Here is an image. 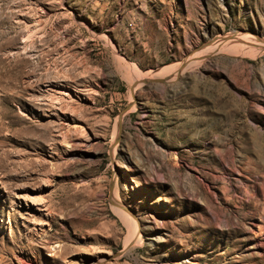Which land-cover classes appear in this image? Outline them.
I'll return each instance as SVG.
<instances>
[{
  "label": "rangeland",
  "instance_id": "374dc122",
  "mask_svg": "<svg viewBox=\"0 0 264 264\" xmlns=\"http://www.w3.org/2000/svg\"><path fill=\"white\" fill-rule=\"evenodd\" d=\"M234 32L264 0H0V264H264V52L213 53Z\"/></svg>",
  "mask_w": 264,
  "mask_h": 264
},
{
  "label": "bare ground",
  "instance_id": "6f19581e",
  "mask_svg": "<svg viewBox=\"0 0 264 264\" xmlns=\"http://www.w3.org/2000/svg\"><path fill=\"white\" fill-rule=\"evenodd\" d=\"M213 45H214L213 53H216V52H220V53L227 52L230 49H238L242 53L244 51L248 52V50L253 49L254 47H257V48H259L260 51L264 52V39H256V38H254L252 36V34L247 33V32L246 33H244V32L243 33L242 32H234V33H231V34L223 35L218 40H216ZM207 51H208V48H207ZM253 54H255V52H253ZM204 55H205V53L202 54L201 58L204 57ZM190 59L191 60H196L193 57H190ZM197 62H195V61L193 62L192 61V62L184 63V61H182L180 63H184V64H181V65L182 66L184 65L183 68H187V67H190L193 64H196ZM163 68H165V67H163ZM172 68H173L172 70H174L175 67H172ZM180 68L179 69L178 68L175 69L174 72L178 73L180 71ZM170 70L168 68L164 69V70L161 69V71H158L157 73L155 72L153 74L154 76L153 75H149V74L148 75H143L142 74L141 76H143L142 78H145V77L146 78L147 77H149V78H162V79H166L167 80V78H165V77L171 78L174 75V74L173 75L171 74L172 70L171 71ZM138 80H143V79H138ZM138 83L139 82L137 81V83H135V86H138ZM133 90H134V87L131 90L132 93H133ZM114 201L117 204V207L119 208V210L121 212V216L124 218L125 222L128 223V225H129L130 235H129V237L126 240V245L125 246L126 247L127 246H129V247L134 246L135 243L138 241V239L141 237V234L139 232L140 224H139V222L136 219H134L132 217V215L129 213V211H127L126 209H124V208H122L120 206V204H119L120 202L117 199H115Z\"/></svg>",
  "mask_w": 264,
  "mask_h": 264
},
{
  "label": "water",
  "instance_id": "95a60500",
  "mask_svg": "<svg viewBox=\"0 0 264 264\" xmlns=\"http://www.w3.org/2000/svg\"><path fill=\"white\" fill-rule=\"evenodd\" d=\"M142 82L143 83H165L166 81H165V79H162V78H149V79L145 78V79L142 80ZM128 106L129 105H127L125 107V109H127Z\"/></svg>",
  "mask_w": 264,
  "mask_h": 264
}]
</instances>
